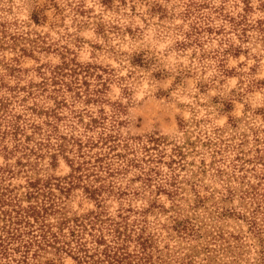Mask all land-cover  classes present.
Wrapping results in <instances>:
<instances>
[{
    "label": "rangeland",
    "instance_id": "rangeland-1",
    "mask_svg": "<svg viewBox=\"0 0 264 264\" xmlns=\"http://www.w3.org/2000/svg\"><path fill=\"white\" fill-rule=\"evenodd\" d=\"M2 102L0 210L33 227L0 264H81L90 213L150 264H264V0H0Z\"/></svg>",
    "mask_w": 264,
    "mask_h": 264
},
{
    "label": "trees",
    "instance_id": "trees-1",
    "mask_svg": "<svg viewBox=\"0 0 264 264\" xmlns=\"http://www.w3.org/2000/svg\"><path fill=\"white\" fill-rule=\"evenodd\" d=\"M71 71V70H70ZM63 77L64 74H61ZM79 74L76 71H71V74L68 76L70 78V81L66 82L64 81L65 86L68 89H77L76 85L78 82V76ZM0 106V109L3 107ZM5 106V105H4ZM14 127V126H13ZM30 187L33 189H37V184L35 182L29 183ZM251 188L256 189L254 186H251ZM257 190H254L253 193L258 194ZM39 195L37 190L36 191H30L29 198L35 199V195ZM264 196V195H263ZM54 201H51L50 203L53 204ZM1 206L5 205V202H0ZM52 204L49 207H52ZM46 205H31L29 209L25 210L27 212V215L29 218H34V220H37L38 222L40 218V213L47 211L48 207H45ZM260 209H263V207L259 204L257 207V213H254V216L257 215L260 212ZM21 211H24L23 209ZM17 214H20L19 211H16ZM102 214L100 213H90L87 216H85L83 219H88L90 224L96 225L98 222L101 223H109L108 233L111 237L110 239L105 238V235H98L94 237L95 245H97V248H95V252L90 255V250L87 248V246L83 243H80L79 245V251H77L78 257L81 260V264H150L151 257L149 253H147V248L145 246L144 239L140 236L137 237L136 243L139 246V249H137V252L130 251L129 242H131V236L126 235L125 230L126 227L122 224V222H118L116 219L108 218L106 221L101 219ZM3 217V218H2ZM64 221L61 223V225L66 226L67 223L75 222L76 226L78 227H85L83 224V220H80L78 218L74 220H70L68 218H64ZM5 222L4 225H1V222ZM25 224L27 227L32 228V224L30 221H24L22 216H16L13 217L11 213H8L7 211H1L0 210V261L5 258L8 259L10 252L8 248V244L12 240H19L23 234H25L24 231H20V226ZM253 224L258 226V222L256 220H253ZM19 226V228H15ZM44 227H48V225L42 224ZM48 231H45V235ZM74 233V231H72ZM29 234V233H27ZM55 237V240L57 241L58 238L56 235H53ZM33 239V238H32ZM46 240V239H45ZM142 241V242H141ZM48 243L47 245L51 246L49 240H46ZM37 243V242H35ZM56 243V242H55ZM38 244V243H37ZM41 244V243H39ZM42 245V244H41ZM39 245V247L41 246ZM46 245V244H44ZM43 245V246H44ZM80 254V255H79ZM89 259L93 260V263L89 262Z\"/></svg>",
    "mask_w": 264,
    "mask_h": 264
}]
</instances>
